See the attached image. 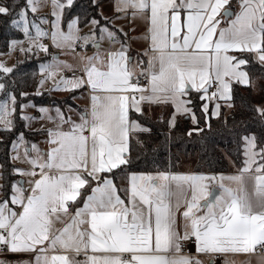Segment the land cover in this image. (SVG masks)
<instances>
[{
  "label": "snow or ice",
  "instance_id": "snow-or-ice-1",
  "mask_svg": "<svg viewBox=\"0 0 264 264\" xmlns=\"http://www.w3.org/2000/svg\"><path fill=\"white\" fill-rule=\"evenodd\" d=\"M45 3L0 0V16L27 41L25 48L12 40L9 48L47 53L41 41L50 36L74 63L55 55L41 63L37 95L52 81L50 91L80 90L88 103L69 106L76 119L59 107L54 116L47 107L38 109L44 117L20 116L52 126L41 131L46 149L32 143L21 155L19 133L10 142L13 166L0 165V264H8L7 254L19 256L15 264H205L203 257L235 264L238 255L264 264V103L249 109L261 131L241 136L243 159L234 174L136 172L130 149L133 134L151 131L133 117L143 116L144 106H170L169 129L178 118L199 125L198 109L210 128L209 119L235 106V85L255 86L251 67L264 71V0H237L235 10L230 0H113L114 19L144 24L134 67L128 33L103 13V23L95 16L84 21L87 33L78 16L64 21L73 0H51L52 20L40 18L50 33L30 24L29 13ZM105 40L119 48H103ZM13 71L0 62V74ZM0 92V131L12 132L17 98L3 82ZM193 131L203 129L187 134Z\"/></svg>",
  "mask_w": 264,
  "mask_h": 264
},
{
  "label": "trees",
  "instance_id": "trees-1",
  "mask_svg": "<svg viewBox=\"0 0 264 264\" xmlns=\"http://www.w3.org/2000/svg\"><path fill=\"white\" fill-rule=\"evenodd\" d=\"M13 3L24 6L25 0H12ZM94 0H73L71 8L66 7L63 19L79 17L80 27L85 28L84 21L93 16L101 19L99 8L95 7ZM13 17L15 13L12 14ZM66 27V24H65ZM24 35L21 30L12 26L9 18L0 16V53H7L12 40H22ZM50 55L39 56L26 54L14 65V71L5 77L0 74V82L7 85V90L12 91L17 98V109L13 116L14 130L12 132L0 131V165L8 168L13 166L8 158L11 155L10 142L15 140L19 133H23L28 143H37L43 137L42 130L32 129L27 122L20 119L22 115L20 105L30 106L32 110L40 107H57L58 102L48 92L37 95L40 64L46 62ZM254 87L242 85L234 86L235 106L228 116L209 119L211 127L204 124L200 111L196 114L201 122L196 127L203 131L195 132L189 136L187 133L192 127L190 119L181 118L175 128L169 129L167 121L170 112L163 119L137 116L144 126L151 129L148 133H137L130 141L132 169L136 172L155 173L158 170L181 172L187 163L193 162V172L220 174L236 171V167L243 159L241 136L247 131L259 134L261 125L255 114L250 111L251 106L264 103V71L259 66L251 67ZM21 92L27 93L21 96ZM5 93H2V96ZM194 95V94H193ZM195 103H199L198 100ZM8 146L7 148L5 146ZM16 180L17 176L9 177ZM116 183L124 186L122 176L116 177Z\"/></svg>",
  "mask_w": 264,
  "mask_h": 264
},
{
  "label": "crops",
  "instance_id": "crops-1",
  "mask_svg": "<svg viewBox=\"0 0 264 264\" xmlns=\"http://www.w3.org/2000/svg\"><path fill=\"white\" fill-rule=\"evenodd\" d=\"M94 2L96 4H99L100 7L99 8V13H103V16H106L109 18V23L110 26H114L117 29L123 28L124 32L128 33V40L130 43V51H129V55L133 58V62L135 64V60L137 57V54L139 52H141L144 48V42L143 40L140 39L143 31H144V24L143 22H138L136 24H133L132 22H130L129 20H125L123 18L121 19H114V12H113V0H94ZM230 3L232 5V8L235 10L236 9V4H237V0H230ZM46 12H41V14L38 15H32L31 17H28L29 23H33L35 22L39 27H41L44 31H48V27L50 28V23H44L41 24L40 22V18L44 17L45 19L51 21L52 17L50 15L51 11H52V6H51V0H46ZM66 8V7H65ZM64 15V14H63ZM80 26V25H79ZM90 25L86 26L85 28H81L82 33H87L90 29ZM135 28V31H132L131 29ZM32 34H35L34 29L32 30ZM18 41H24V47H27V41L25 39V37L22 40H18ZM106 42H102V46H105V49H115V48H119V44L116 45H111L107 42V40H105ZM46 45L48 46V52H36L35 54L39 55V56H43V55H50L49 59L46 62H49L51 60V57L53 55L58 56L59 59L61 61H66L68 63H74L73 58L70 54H67L63 49H58L56 47L52 46L51 40L46 43ZM20 45L16 46L15 50H8L7 53H5V56H14L16 59V62L18 60H21L26 54H22L19 51ZM94 50L92 48H89L87 51L88 55H91L92 52ZM27 54H33V53H27ZM15 62V63H16ZM44 62V63H46ZM134 67V66H133ZM138 70V69H137ZM70 73V72H66L65 74ZM72 74V73H71ZM70 74V75H71ZM43 78V76L41 75V73L39 72V81ZM53 84L52 81H48L47 83H45L42 87H39V93H43V92H49L52 93L53 95H55L56 97H60L63 98L65 96H69L72 98L73 102H74V106L73 108H80L83 109L87 103L88 100L86 99L87 97V93H84L83 96L81 94L80 90H77L75 92H66V91H50V89L52 88ZM73 96L77 97L76 99H73ZM49 108V113L50 115H55V108L56 107H47ZM61 108V107H59ZM63 111H65L66 114L71 115L73 119H76V115L75 113H68V111L64 110V108H61ZM165 109L168 110V112L171 113L172 109L170 106H165V105H152L151 107L149 106H144V115H150L152 116L155 112L161 114L163 111H165ZM232 111V108L229 109L227 107H223L222 108V115L224 116H228ZM33 115L32 117H44L45 114H41L38 109L36 110H32ZM31 112V113H32ZM135 114V113H133ZM163 114V113H162ZM136 115V114H135ZM221 115V116H222ZM220 116V117H221ZM218 118V117H217ZM181 118H178L177 122L180 120ZM141 123V122H140ZM142 124V123H141ZM143 125V124H142ZM52 125L48 123V121L45 118H41V119H37V123H35V126L32 129L35 130H42L44 128L47 127H51ZM144 126V125H143ZM146 127V126H145ZM137 133L133 134L136 135ZM45 136L43 135L42 139L40 141L37 142V144L41 147V149H46L47 145L44 143L45 141ZM13 163V162H12ZM15 166L19 167L18 164H16ZM173 173H181V174H206V173H196L190 170H185V171H181V172H173ZM234 172H227V173H220V174H224V175H230V174H234ZM207 175V174H206ZM219 175V174H218ZM28 178H24V180H26ZM16 180H20V177L17 176ZM203 203V202H202ZM181 211H183V209H181ZM194 250V248H193ZM19 259V256L17 255H13V254H7L6 260L8 261V264H15V262ZM26 259V257H25ZM203 259L205 260V264H207V260L208 257H203ZM232 259H241L244 260L245 262H247V260L250 259L249 256L247 255H238L235 257H232ZM252 261L255 259V257H251ZM216 264H220V261H216Z\"/></svg>",
  "mask_w": 264,
  "mask_h": 264
},
{
  "label": "rangeland",
  "instance_id": "rangeland-1",
  "mask_svg": "<svg viewBox=\"0 0 264 264\" xmlns=\"http://www.w3.org/2000/svg\"><path fill=\"white\" fill-rule=\"evenodd\" d=\"M41 12H46V4H45V6L44 7H42L37 13H35V15H38V14H41ZM33 14H31V13H29V15H28V17L30 16H32ZM104 21L102 20V23H103ZM103 42H106V41H103ZM105 46H103V48H104ZM94 50V49H93ZM0 62H4V63H6V65L7 66H9V67H14V65H15V62H16V59H15V57L14 56H12V55H10V56H5L3 53H0ZM135 64H134V62H133V66H134ZM71 74V72L70 73H67L66 75H70ZM2 93L3 92H0V101H2V100H4V99H6V96L5 95H3L2 96ZM49 93V92H48ZM50 95H51V97H53V98H55V100L58 102V106L57 107H61V108H64V110H66V111H68V108H69V106H71L72 108H73V106L75 105L74 104V102H73V100H72V98L71 97H69V96H65V97H63V98H60V97H56L55 95H53L52 93H49ZM74 113V112H73ZM163 113V114H162ZM161 114H159V113H157V112H155L152 116H150V115H145V117H150L151 119L153 118V119H157V121H158V119H163V118H165L166 117V115H167V113H168V110L167 109H165V111H163ZM22 115H27V116H31L32 117V115H33V112L31 113L30 112V106H27V107H25L24 109H23V112H22ZM181 120V119H180ZM179 120V121H180ZM178 121V122H179ZM27 122V126L28 127H30V128H33L34 126H35V123H37V119L36 120H32V121H26ZM177 122V123H178ZM189 124H190V126L192 127V129L193 128H195L197 125H193L192 124V122H191V120L189 121ZM31 144L32 143H28L26 140H25V143L23 144V145H21V155H23V148L24 147H29L30 148V146H31ZM12 154V153H11ZM193 163H194V161L193 162H190V163H187L185 166H184V169H183V171H187V170H190V171H193V169H192V167H193ZM19 165V167H27L26 165H24V164H18ZM207 175H213V174H211V173H206ZM205 174V175H206ZM215 175H218V174H215ZM24 178H26V177H20V180L21 179H24ZM248 261V260H247ZM253 262V264H255V259L252 261ZM235 264H246V262L244 261V260H241V259H235Z\"/></svg>",
  "mask_w": 264,
  "mask_h": 264
},
{
  "label": "built area",
  "instance_id": "built-area-1",
  "mask_svg": "<svg viewBox=\"0 0 264 264\" xmlns=\"http://www.w3.org/2000/svg\"><path fill=\"white\" fill-rule=\"evenodd\" d=\"M48 32L50 33V28L48 27ZM50 41V36L48 38L42 39V43L46 44ZM189 247H193L192 245H189ZM218 261V260H217Z\"/></svg>",
  "mask_w": 264,
  "mask_h": 264
}]
</instances>
